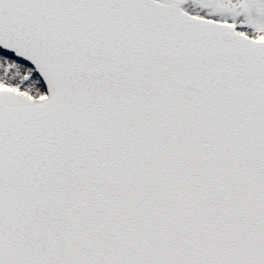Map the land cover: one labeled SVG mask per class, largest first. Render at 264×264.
I'll list each match as a JSON object with an SVG mask.
<instances>
[{"label": "snow or ice", "instance_id": "obj_1", "mask_svg": "<svg viewBox=\"0 0 264 264\" xmlns=\"http://www.w3.org/2000/svg\"><path fill=\"white\" fill-rule=\"evenodd\" d=\"M0 264H264V0H0Z\"/></svg>", "mask_w": 264, "mask_h": 264}]
</instances>
